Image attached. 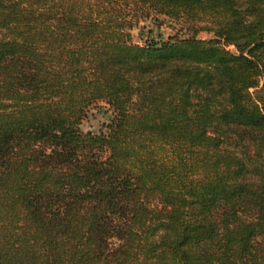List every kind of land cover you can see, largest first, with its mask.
Masks as SVG:
<instances>
[{
    "label": "trees",
    "instance_id": "1",
    "mask_svg": "<svg viewBox=\"0 0 264 264\" xmlns=\"http://www.w3.org/2000/svg\"><path fill=\"white\" fill-rule=\"evenodd\" d=\"M0 264H264V0H0Z\"/></svg>",
    "mask_w": 264,
    "mask_h": 264
},
{
    "label": "rangeland",
    "instance_id": "2",
    "mask_svg": "<svg viewBox=\"0 0 264 264\" xmlns=\"http://www.w3.org/2000/svg\"><path fill=\"white\" fill-rule=\"evenodd\" d=\"M181 29V23H178L166 16H158L154 20H146L140 22L131 30L132 40L138 44H145L148 41L166 40L169 36L174 35ZM213 35L211 33L201 31L198 38L209 39ZM110 117V112L103 103H99L93 107L87 117L81 124V129L85 132L91 131L98 133L103 125H105Z\"/></svg>",
    "mask_w": 264,
    "mask_h": 264
}]
</instances>
